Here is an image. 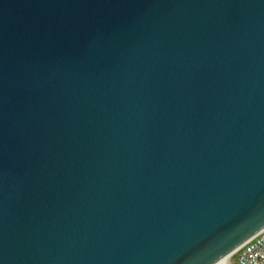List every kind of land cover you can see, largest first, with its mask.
I'll return each instance as SVG.
<instances>
[{
    "label": "water",
    "instance_id": "obj_1",
    "mask_svg": "<svg viewBox=\"0 0 264 264\" xmlns=\"http://www.w3.org/2000/svg\"><path fill=\"white\" fill-rule=\"evenodd\" d=\"M264 228V0H0V264H215Z\"/></svg>",
    "mask_w": 264,
    "mask_h": 264
},
{
    "label": "built area",
    "instance_id": "obj_2",
    "mask_svg": "<svg viewBox=\"0 0 264 264\" xmlns=\"http://www.w3.org/2000/svg\"><path fill=\"white\" fill-rule=\"evenodd\" d=\"M230 257L236 264H264V228L233 251Z\"/></svg>",
    "mask_w": 264,
    "mask_h": 264
},
{
    "label": "bare ground",
    "instance_id": "obj_3",
    "mask_svg": "<svg viewBox=\"0 0 264 264\" xmlns=\"http://www.w3.org/2000/svg\"><path fill=\"white\" fill-rule=\"evenodd\" d=\"M233 253V252H232ZM231 253V254H232ZM231 254H229L228 256H226L225 258H223L222 260H220L219 262H217L216 264H229V257L231 256Z\"/></svg>",
    "mask_w": 264,
    "mask_h": 264
},
{
    "label": "rangeland",
    "instance_id": "obj_4",
    "mask_svg": "<svg viewBox=\"0 0 264 264\" xmlns=\"http://www.w3.org/2000/svg\"><path fill=\"white\" fill-rule=\"evenodd\" d=\"M234 260L233 258L229 257V264H233ZM235 263V262H234ZM236 264V263H235Z\"/></svg>",
    "mask_w": 264,
    "mask_h": 264
},
{
    "label": "clouds",
    "instance_id": "obj_5",
    "mask_svg": "<svg viewBox=\"0 0 264 264\" xmlns=\"http://www.w3.org/2000/svg\"><path fill=\"white\" fill-rule=\"evenodd\" d=\"M212 264H215V260L212 262Z\"/></svg>",
    "mask_w": 264,
    "mask_h": 264
}]
</instances>
